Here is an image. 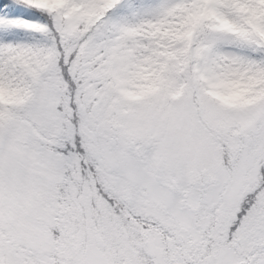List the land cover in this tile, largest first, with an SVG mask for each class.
I'll list each match as a JSON object with an SVG mask.
<instances>
[{"label": "snow or ice", "instance_id": "obj_1", "mask_svg": "<svg viewBox=\"0 0 264 264\" xmlns=\"http://www.w3.org/2000/svg\"><path fill=\"white\" fill-rule=\"evenodd\" d=\"M0 264H264V0H0Z\"/></svg>", "mask_w": 264, "mask_h": 264}]
</instances>
